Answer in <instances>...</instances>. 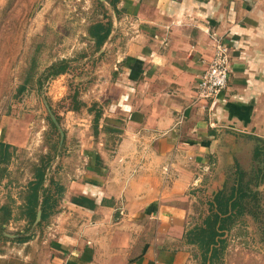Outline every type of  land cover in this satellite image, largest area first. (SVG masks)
Instances as JSON below:
<instances>
[{"label":"crops","instance_id":"0c3cea01","mask_svg":"<svg viewBox=\"0 0 264 264\" xmlns=\"http://www.w3.org/2000/svg\"><path fill=\"white\" fill-rule=\"evenodd\" d=\"M113 2L91 93L99 104L68 111L78 152L62 155L69 162L50 186L57 203L36 224L41 262L193 264L196 198L226 186L247 138L264 139V0ZM219 36L231 45L228 85L201 99Z\"/></svg>","mask_w":264,"mask_h":264},{"label":"rangeland","instance_id":"374dc122","mask_svg":"<svg viewBox=\"0 0 264 264\" xmlns=\"http://www.w3.org/2000/svg\"><path fill=\"white\" fill-rule=\"evenodd\" d=\"M101 2L104 6L98 0H0V142L14 146L9 174L0 184V205L9 204L14 216L4 227L9 235L0 240V264H42L46 247L43 224L30 228L25 219L17 218L19 206L33 179V167L42 157L53 158L50 176L57 179L58 166L69 162L63 156L78 152L73 137L79 130L68 111H76L73 106L78 102H83L82 108L99 104L91 93L101 54L87 29L93 22L106 20L105 15L111 12L112 8ZM63 59L69 60V71L49 76V66ZM45 99L60 116L66 134L62 143ZM247 140L250 143L238 163L249 179L264 165L254 157V148L261 142ZM260 158L264 160V150ZM235 164L226 177L228 190L235 180ZM257 189L260 219L245 213L226 229L227 246L216 258L217 264H264V180ZM208 213L205 196L197 197L187 217V231ZM191 249L193 264H203L199 245L191 244Z\"/></svg>","mask_w":264,"mask_h":264},{"label":"trees","instance_id":"16d2710c","mask_svg":"<svg viewBox=\"0 0 264 264\" xmlns=\"http://www.w3.org/2000/svg\"><path fill=\"white\" fill-rule=\"evenodd\" d=\"M98 1L103 5L100 0ZM108 1L110 6L116 10L113 0ZM104 18L106 20L93 22L87 29V36L94 42L97 51L103 46L113 29L112 15L109 13ZM69 69V60H59L49 66L48 75L58 76L65 74ZM82 103L78 102V105L73 107L79 109ZM55 115L58 121H60V116ZM99 116L100 113L97 114V119ZM50 121L54 128L58 129L51 116ZM253 138L261 142L254 148V157L264 165V160L260 158L264 150L262 144L264 143V139L256 136ZM12 147L14 146L10 143L0 142V184L9 174L8 167L12 158L10 150ZM52 159L42 157L40 162L35 164V167H33V179L29 181L27 190L23 195V202L19 206L21 210L17 218L25 219L30 224V228L35 221L38 208H42V218L44 219L51 213L58 200L51 193L50 186L54 183L53 178L50 179L48 185H45L48 168L51 165ZM235 167L236 176L233 185L229 190L224 186L213 197L208 198L209 213L200 224H196L187 231L188 242L198 244L202 249L203 264H214L216 257L227 246L224 232L240 215L249 213L254 219H260L257 210L259 207V190L257 186L264 180V167L259 166L254 177L251 176L249 179H246L249 173L244 171L238 162H236ZM13 217L12 207L9 204L0 205V240L7 238L4 227ZM23 240L25 239H20V241Z\"/></svg>","mask_w":264,"mask_h":264},{"label":"built area","instance_id":"2783aa9c","mask_svg":"<svg viewBox=\"0 0 264 264\" xmlns=\"http://www.w3.org/2000/svg\"><path fill=\"white\" fill-rule=\"evenodd\" d=\"M231 45L225 36L215 37L214 53L196 85L198 97L216 101L226 89L231 71Z\"/></svg>","mask_w":264,"mask_h":264},{"label":"water","instance_id":"95a60500","mask_svg":"<svg viewBox=\"0 0 264 264\" xmlns=\"http://www.w3.org/2000/svg\"><path fill=\"white\" fill-rule=\"evenodd\" d=\"M114 34V31H111V33L109 34L108 38L106 39V41L104 42L103 46L98 50V55L101 54L107 47V43L110 41L111 37L113 36ZM45 102H46V105L49 109V112L51 114V118L52 120L55 122V124L57 125V127L59 128V131H60V135H61V142H63L64 140V137H65V132H64V129L61 127L58 119H57V116L55 115V113L51 110V107L49 106V104L47 103L46 99H45ZM41 216H42V210L39 209L38 212H37V217H36V220L34 222V225H36L40 220H41Z\"/></svg>","mask_w":264,"mask_h":264}]
</instances>
